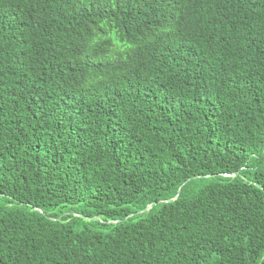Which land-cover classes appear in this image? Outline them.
Here are the masks:
<instances>
[{
	"label": "trees",
	"instance_id": "1",
	"mask_svg": "<svg viewBox=\"0 0 264 264\" xmlns=\"http://www.w3.org/2000/svg\"><path fill=\"white\" fill-rule=\"evenodd\" d=\"M0 264H264V0H0Z\"/></svg>",
	"mask_w": 264,
	"mask_h": 264
}]
</instances>
